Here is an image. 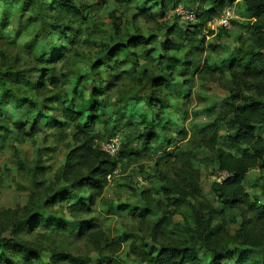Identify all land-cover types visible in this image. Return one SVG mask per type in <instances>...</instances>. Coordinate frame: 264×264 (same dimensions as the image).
Instances as JSON below:
<instances>
[{
    "label": "trees",
    "instance_id": "1",
    "mask_svg": "<svg viewBox=\"0 0 264 264\" xmlns=\"http://www.w3.org/2000/svg\"><path fill=\"white\" fill-rule=\"evenodd\" d=\"M190 1L195 19L187 21L188 27L182 34L184 40L195 41L198 37L205 39L213 33L210 28L213 19L218 18L226 7H234L235 0ZM243 1L249 18L255 21L251 25V31L263 46L264 22H260L259 18L264 14V0ZM180 3L181 0H145L143 8L138 10L134 19L146 17L149 14L148 6L157 8L160 15L167 13V9L171 7L166 19L179 18L171 12ZM87 7L84 0H0V38H5L6 30L15 21L18 29L13 39L27 37L22 52L34 64L33 68H18L9 63L6 53L0 51V108L24 114V119L19 122L9 118L0 120V146L4 143L11 145L16 168L24 172L30 184L22 219L9 226L8 236L0 235V264H92L88 256H75L60 250H54L43 258L39 250L21 240V237L24 233L35 232L37 228L48 232L63 231L80 237L87 236L94 251L100 254V244L105 241L104 235L93 219L83 218V215L95 205L96 200L107 203L103 193L116 178L114 175L109 181L107 176H112L122 162L139 157L136 152L122 151V137L119 152L116 155L107 154L101 149L100 143H97L94 128L101 121L98 111L103 107L102 97L117 81L115 56L120 54L122 63H126L130 61L129 56L135 59L139 56L138 52H142L147 61L154 62L153 51L147 47L155 39L152 36L145 38L128 33L120 38L118 44H110L107 34L95 26V33L102 35L95 37L101 54L84 64L88 75L84 87L88 89V95L81 106L69 108L72 98L63 99L61 91L69 83L68 74L63 73L61 67L56 68V64L78 43V34L87 21L89 23ZM93 33L88 36L89 42ZM170 34L173 35V30H170ZM162 49L167 53V47L162 46ZM169 49L175 50L174 43L169 45ZM176 57L177 53L174 51L167 56L161 54L156 59L159 64L166 63L165 69L168 72L153 80L154 92L145 100V107L149 112V118L143 117L146 143L155 140L150 129L158 121L157 113L167 108L166 101L154 93L172 86L173 73L185 69V64ZM15 62L19 60L16 58ZM131 63L133 66L134 62ZM241 63L247 68L250 65L252 74L259 71L260 78L256 82L244 84L253 94L232 91L226 100L231 132L224 139L235 153L218 149L215 154L218 169L226 173L223 181L213 182L211 185V191L221 210L217 212L204 203L196 207L188 199L190 192L184 187L191 190L196 187L194 170L189 165L183 171L184 176L180 181L163 177L161 190L165 205L152 197L150 189L135 188L146 205L145 213L154 215L156 212L153 207L158 205L162 211L159 221L167 228L186 235V238L177 243L161 244L149 248V251L138 246L131 247V253L142 264H264V234L262 238L248 236L244 245L250 248H230L219 243L223 230L212 224L218 216H221V221H234L235 216L241 215L244 222L241 227L253 229L256 225L264 232V200L260 202L258 199H251L243 186V179L252 166L264 171V138L260 133L264 129V54L250 51L236 55L228 62L227 67H237ZM95 75L98 77L94 78ZM82 79L80 78V82ZM75 91L74 85L72 95ZM53 105L60 107L59 120L52 119L45 112V109L47 113L54 110L57 112ZM219 121L217 119L209 126L212 131L211 141H216ZM41 123L47 127L52 126L59 132L68 123L77 124L70 138L71 145L67 147L64 160L53 173L52 180L47 178L51 173V166L43 160V155H47L50 150L43 152L35 146L36 156L28 164L20 158L14 146L22 143L24 138L33 139ZM11 132L13 138H10ZM115 133L119 132L114 131L112 135ZM261 189L264 197V181ZM107 208H111L109 211L113 212L125 209L126 206L108 204ZM174 216H181L182 220L173 224ZM110 244L117 245L114 242ZM199 248L205 249L209 255L201 258ZM105 263L106 261L101 262Z\"/></svg>",
    "mask_w": 264,
    "mask_h": 264
},
{
    "label": "rangeland",
    "instance_id": "2",
    "mask_svg": "<svg viewBox=\"0 0 264 264\" xmlns=\"http://www.w3.org/2000/svg\"><path fill=\"white\" fill-rule=\"evenodd\" d=\"M144 1L84 0L88 6L89 23L87 21L78 34V43L56 64V68L61 67L62 72L68 74L69 83L61 89L62 98H72L68 104L69 108L79 107L88 95V89L84 87L88 77L84 64L101 54L95 37L102 35L95 33V26L107 34L110 44H118L120 38L128 33L139 34L145 38L152 36L155 39L154 43L147 47L153 51L154 62L147 61L142 52H138L139 56L135 59L129 56L130 61L126 63H122L120 54L115 56L117 81L102 97L103 107L98 111L101 121L94 128L97 143L103 142L116 131L124 142L122 151L139 154L137 159L120 164L115 180L103 193L107 203L96 200L95 205L83 215V218L93 219L104 235L105 241L100 244V254L94 251L87 236L80 237L63 231L48 232L41 228H37L33 233H24L21 240L39 250L43 258L54 250H60L75 256H88L92 264H101L102 261H106L105 264H142L139 258L131 253V247L138 246L149 251L151 247L183 240L186 238L185 234L167 228L159 221L162 211L158 205L153 207L156 212L154 215L145 213L146 205L135 192V188L150 189L152 197L165 205L161 190L163 177L180 181L188 165L194 170L196 185L193 190L184 187L190 192L188 199L196 207L204 203L217 212L221 210L211 191V185L213 182L223 181L226 173L218 169L215 154L218 149L235 153L224 139L226 134L231 132L226 100L232 91L253 94L244 84L256 82L260 78L259 71L251 73L250 65L248 68L243 63L231 68L227 65L236 55L240 56L246 52L259 51L264 54V45L261 46L251 31V25L255 21L249 18L243 0L234 1V16L228 28L223 29L214 18L210 25L213 33L205 39L198 37L195 41L183 39L182 31L188 27L187 20L166 19L171 7L167 9V13L160 15L161 12L157 11V8L148 6L149 14L146 17L134 19L138 10L143 8ZM180 4L187 9L191 7L190 0H181ZM151 15L153 17H150ZM259 21L264 22V14L260 16ZM17 29L18 25L13 21L4 34L5 38H0V51L6 53L9 63L16 67L33 68L34 64L22 52L27 37L13 39ZM170 30H173V35ZM91 32H94V35L89 37V42L88 36ZM171 43H174L175 50L169 49ZM162 46L167 47V53L163 52ZM174 51L177 53L176 58L185 64V69L173 73L172 86L154 93L166 101L167 108L157 113L158 121L150 129L155 140L146 143L143 117H148L149 112L145 107V100L154 92L153 80L168 72L165 69L166 63L159 64L156 59L161 54L167 56ZM16 58L19 62H15ZM131 61L134 62L133 66ZM97 77L98 75L94 76ZM80 78H83L82 82ZM74 85L76 91L72 95ZM131 96L136 98L132 99ZM52 107L57 112L54 110L47 113L45 109L46 114L59 120V105ZM3 118L19 122L24 119V114L0 108V120ZM217 119L220 120L218 135L216 141H211L212 131L209 126ZM76 126L77 124L68 123L63 131L59 132L52 126L47 127L41 123L33 139L24 138L22 143L14 146L20 158L28 164H31L36 156L35 146L43 152L50 150L47 155H43V160L51 166V173L47 178L52 180L53 173L64 160L67 147L71 145L70 138ZM260 133L264 138V129ZM13 137L11 132L10 138ZM13 153L11 145L4 143L0 146L1 236H8L9 226L22 219L25 213L23 208L28 202L30 192L29 179L24 172L16 168ZM263 181L264 171L252 166L243 179L244 189L251 199L263 202ZM108 204L126 208L110 212ZM220 217L218 216L212 224L222 228L223 235L219 243L224 246L250 248L244 245V240L250 235L262 238L264 234L256 225L253 229L241 227L244 224L241 215L235 216L234 221H221ZM181 220V216H174L172 223L176 224ZM111 242L117 244V247L110 244ZM198 252L201 258L209 255L205 249L199 248Z\"/></svg>",
    "mask_w": 264,
    "mask_h": 264
},
{
    "label": "built area",
    "instance_id": "3",
    "mask_svg": "<svg viewBox=\"0 0 264 264\" xmlns=\"http://www.w3.org/2000/svg\"><path fill=\"white\" fill-rule=\"evenodd\" d=\"M171 13H174L176 16H178L180 19H183V20L189 21V20L195 19V15H194L193 10L187 9V8L183 7L182 5L177 6L174 9V11ZM233 16L234 15H233L232 7L228 6L219 15V17L216 18V21L219 23L218 25H220L224 28H228L230 26V21L233 18ZM121 141L122 140H121L120 134L115 133L114 135H112L108 139L101 142L100 147L107 154L116 155L120 150ZM117 172H118V170L114 171L112 176L109 174L107 176V179L110 181L114 175L118 174Z\"/></svg>",
    "mask_w": 264,
    "mask_h": 264
}]
</instances>
